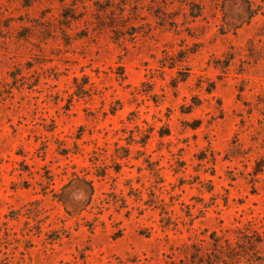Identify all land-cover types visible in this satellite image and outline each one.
I'll list each match as a JSON object with an SVG mask.
<instances>
[{"label":"rangeland","instance_id":"obj_1","mask_svg":"<svg viewBox=\"0 0 264 264\" xmlns=\"http://www.w3.org/2000/svg\"><path fill=\"white\" fill-rule=\"evenodd\" d=\"M0 264H264V0H0Z\"/></svg>","mask_w":264,"mask_h":264},{"label":"trees","instance_id":"obj_2","mask_svg":"<svg viewBox=\"0 0 264 264\" xmlns=\"http://www.w3.org/2000/svg\"><path fill=\"white\" fill-rule=\"evenodd\" d=\"M130 151H131L130 149L126 150L127 152L126 156H129ZM80 184L87 186V190H85V193L88 196V200L86 202H82L81 200H76L71 195L72 190L78 189ZM95 191H96L95 185L92 180L76 175L68 184H66L62 188L60 193L58 192L55 194V197L56 199H58L59 202L63 204V206L66 209V212L70 216H78L93 203L95 197Z\"/></svg>","mask_w":264,"mask_h":264}]
</instances>
